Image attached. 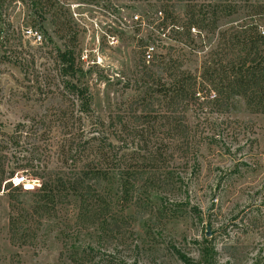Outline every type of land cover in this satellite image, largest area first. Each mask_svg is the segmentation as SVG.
Instances as JSON below:
<instances>
[{"label": "rangeland", "instance_id": "rangeland-1", "mask_svg": "<svg viewBox=\"0 0 264 264\" xmlns=\"http://www.w3.org/2000/svg\"><path fill=\"white\" fill-rule=\"evenodd\" d=\"M260 6L264 0H0V264H70L61 241L75 239L77 221L74 247L100 239L137 264H183L176 252L193 264H264V72L244 70L247 56L264 59V41L249 48L243 39L245 26H264ZM25 28L41 43L23 39ZM63 52L76 66L66 80L52 60ZM63 81L86 90L87 117ZM212 93L210 102L196 99ZM71 101L74 116L65 120ZM95 118L112 161L123 165L109 168L110 158L89 151L76 174L97 161L99 179L79 185L96 194L81 202L78 191L64 190L66 203L45 200L40 182L68 179L71 135ZM117 168L135 178L147 170L153 187L125 181ZM130 186L144 210L131 205ZM111 221L122 230L114 243L103 235Z\"/></svg>", "mask_w": 264, "mask_h": 264}, {"label": "trees", "instance_id": "trees-1", "mask_svg": "<svg viewBox=\"0 0 264 264\" xmlns=\"http://www.w3.org/2000/svg\"><path fill=\"white\" fill-rule=\"evenodd\" d=\"M243 1L249 2V0H243ZM259 8H261V11H262L261 13H259V15L261 17V20L264 21V6H260ZM215 13H217V11L213 12V14ZM158 14L161 15L160 12H158ZM204 19L208 20V18H205V16H204ZM262 24L255 23L254 25L245 26V29L243 32V39L245 40L246 45L250 46L249 48L253 47L254 44L259 43L260 41H264V26ZM247 59L249 63H247V66L244 67L245 71H249L252 68H257V70L260 73L264 72V59L260 55L257 56L253 54V56L251 57L247 56L245 60ZM52 60L53 62L55 61L57 62V66L59 68V76L63 78L62 80H66L65 78L67 77L69 78L74 77L76 73V66H74V58L71 56V53L70 55H68L65 52L59 53V54L57 53L56 56L53 57ZM148 62H151V60ZM251 75H252L251 78H253L254 74H251ZM62 83L64 84V87L67 90V93L70 92V95H72L75 98H73L72 96L71 97L75 99V101L79 102L78 112L80 114H84V116L87 117L90 110L88 106L89 96L86 95V90L77 89L74 85L69 84L66 81H63ZM209 97H210L209 99L206 97L202 98V100H199L200 98H196V99L200 103L210 102L216 99V96L214 93H212ZM71 103L73 104H70L69 108H66L65 110L61 112L60 117H62L65 120L68 117L71 118L72 116H74L73 114L75 110L73 109L74 102L71 101ZM116 118H118V122L117 121L116 122L120 123L121 122L120 118L118 116H116ZM77 120H78V117H77ZM73 121H74V117H73L72 122ZM94 121H99V120L97 118L93 119L91 121V124L89 125V129L86 131H84L82 128H75L74 133L71 135L73 136L69 144V148H70L69 153L70 154L72 153V155H70V158H69V161H70L69 164L71 165L70 166L71 169H69L70 174H69L68 179L65 180L66 182L62 180L60 177H57V175H56V178L54 179L49 178L50 181L48 179L46 182H43V180L42 182H40V185L37 188V190H38V193L42 195L45 200L50 201V202H58L60 204L66 203V198L61 193V191H64V190H69L71 192L78 191L79 192L78 198L81 200V202L87 201V198L93 197V195L96 194L95 192L97 191H95L93 186L90 187V184L88 186L86 185L82 192H81V189L79 188V185L80 184L82 185L84 180L91 182L93 180L99 179L98 178L99 169L96 168L99 163L94 160H89V163L93 165L94 169L91 171L86 170L85 173L81 171V173H79L78 175V176H81V179H78V176L76 174L79 168V166L76 165L77 161L80 160V158L89 151H94L95 154H97L98 156H101L102 158L104 157L103 159L105 160L110 158L111 162L108 163L109 168H112L113 163H116L118 166L123 165V164H118L117 161H112L113 160V150L110 151L111 149L110 144L107 142L105 134L99 129L100 128L99 126H101L100 122H94ZM70 125L72 126V124ZM181 132H182V135L185 134L184 129H182ZM68 157L69 156L67 157L64 156V160L66 161ZM24 165L25 167H32L30 163L28 164L25 163ZM85 165L83 167H85ZM120 169L121 168H117L115 170L116 174L125 176V181H142L143 184L146 185V189L147 188L151 189L153 187V182L155 180V177L152 174H149L147 170L140 169L135 178L133 175L128 176V174L121 173ZM39 172H40L39 174L35 172L34 175L38 176L40 179H43L45 174L44 173L42 174V171H39ZM131 188H133V186H130L127 189L131 191ZM131 193L135 194L134 196H131V195L128 196L129 199H132L131 205L136 209L142 210L143 206H141L142 202H141V199H139L140 196L138 192L133 189ZM173 204L178 206V205H181L182 202L178 201V202H174ZM73 227L75 228L74 231L76 233L75 239H73V234L71 233V234L64 236L61 241L62 249H64L67 252L66 259L70 264H137L135 260L133 261L126 260L128 256H124L122 254V250H123L122 248L109 249L108 248L109 244L103 243V241L100 239L98 240L99 242L97 241L94 242L95 243L94 245H96V247H91L88 245H85V246L79 245L78 247H74V240L77 241L76 244L79 243L80 241L79 239L81 236V232L78 231V221L73 225ZM121 233H122V230L120 228L118 221H111L104 226L103 235L105 236L107 235V237L109 238V243L116 242L115 234L119 235ZM10 238H11V241H13V236L11 234H10ZM115 245L119 246L121 244L118 243V244H114L113 246ZM176 257L183 264H193V263H189L182 256H180L177 252H176ZM198 264H201V262H199ZM202 264H207V263L202 262Z\"/></svg>", "mask_w": 264, "mask_h": 264}, {"label": "built area", "instance_id": "built-area-1", "mask_svg": "<svg viewBox=\"0 0 264 264\" xmlns=\"http://www.w3.org/2000/svg\"><path fill=\"white\" fill-rule=\"evenodd\" d=\"M133 19L136 21L137 17H134ZM21 36L31 45H37L41 43V36L35 29L25 28L21 31ZM145 50V62H148L150 60L151 53L153 52V47L148 46ZM17 182L22 184L25 183V181H23V178H19Z\"/></svg>", "mask_w": 264, "mask_h": 264}, {"label": "water", "instance_id": "water-1", "mask_svg": "<svg viewBox=\"0 0 264 264\" xmlns=\"http://www.w3.org/2000/svg\"><path fill=\"white\" fill-rule=\"evenodd\" d=\"M211 233L208 232V228L206 227L205 237H210Z\"/></svg>", "mask_w": 264, "mask_h": 264}]
</instances>
